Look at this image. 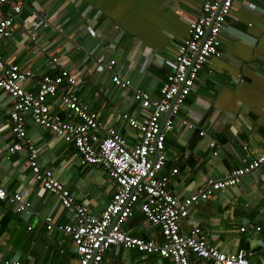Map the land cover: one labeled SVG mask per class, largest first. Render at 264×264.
I'll return each mask as SVG.
<instances>
[{
	"label": "crops",
	"instance_id": "0c3cea01",
	"mask_svg": "<svg viewBox=\"0 0 264 264\" xmlns=\"http://www.w3.org/2000/svg\"><path fill=\"white\" fill-rule=\"evenodd\" d=\"M202 1L28 0L14 18L11 37L0 40V56L40 74H54L63 67L78 74L81 101L99 114L105 126L119 129L136 143L138 133L128 129L120 116L142 119L148 114L133 90L160 98L177 48L188 36ZM220 41L221 56L201 69L166 138L162 174L178 170L169 189L180 199L195 194L209 179L225 178L264 149V0H234ZM53 58L59 65L51 63ZM111 60L116 62L113 73L130 80L131 89L122 90L112 82L107 68ZM24 86L29 91L38 88L37 82ZM52 102L54 110L61 111L59 101ZM10 108L9 96L0 90V181L10 193L22 194L34 215L19 213L0 199V252L24 264H77L72 237L56 228L48 230L45 221L51 216L56 227L75 224L73 212L34 180L24 150L7 152L16 140ZM25 123L43 168L52 170L90 214L101 216L115 191L105 170L81 165L74 146L36 124L29 113ZM194 227L201 228L220 251L246 249L251 260L264 263V169L191 207L181 232L187 234ZM123 228L146 240L162 238L160 228L138 209ZM191 259L194 264H211ZM104 261L166 263L157 255L120 246H112Z\"/></svg>",
	"mask_w": 264,
	"mask_h": 264
},
{
	"label": "built area",
	"instance_id": "2783aa9c",
	"mask_svg": "<svg viewBox=\"0 0 264 264\" xmlns=\"http://www.w3.org/2000/svg\"><path fill=\"white\" fill-rule=\"evenodd\" d=\"M28 0H0V40L11 37L14 18ZM234 0H203L197 18L189 23L188 36L178 46L161 90L153 99L143 90H133L134 99L148 114L142 118L121 114L123 124L138 133L136 143L114 127L105 126L99 114L83 103L77 93L78 74L63 67L54 74L24 70L19 64L0 56V90L11 100L10 129L16 140L7 152L25 151L36 182L55 195L60 204L73 212L75 224L54 226L47 216V229L56 228L72 237L78 255L77 264H116L104 261L112 246L157 255L165 264H194L191 256L211 264H264L249 258L246 249L225 253L207 240L199 227L189 233L181 232V222L189 216L194 205L212 199L218 191L237 185L244 176L264 169V149L254 159L245 161L225 178L209 179L193 195L178 198L169 189L172 176L162 174L166 163L165 142L172 132L175 118L195 88L201 69L213 57L221 56L220 33L231 17ZM101 62L102 60H98ZM59 65L58 58L51 60ZM115 61L107 65L112 82L122 90L131 89V81L113 73ZM37 82L36 91L26 90L25 83ZM53 100L59 101L61 111L54 110ZM29 113L36 124L53 132L64 142L72 144L75 156L83 166H100L115 186V191L101 216H93L86 205L59 181L52 170L44 169L39 151L27 138L25 115ZM169 113L167 117L166 114ZM193 128L192 125H188ZM204 136L205 132L200 131ZM211 143V147H215ZM0 199L7 200L19 213L34 215L32 204L22 194L10 193L0 181ZM138 209L148 222L161 230L160 240H146L126 232L124 224ZM245 228H241L244 231ZM260 230V227H257ZM0 264H24L8 259L0 252Z\"/></svg>",
	"mask_w": 264,
	"mask_h": 264
},
{
	"label": "water",
	"instance_id": "95a60500",
	"mask_svg": "<svg viewBox=\"0 0 264 264\" xmlns=\"http://www.w3.org/2000/svg\"><path fill=\"white\" fill-rule=\"evenodd\" d=\"M168 115H169V113H167L165 117H167Z\"/></svg>",
	"mask_w": 264,
	"mask_h": 264
}]
</instances>
